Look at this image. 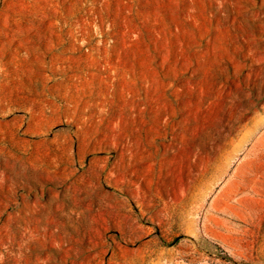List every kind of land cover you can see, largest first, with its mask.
Segmentation results:
<instances>
[{
	"label": "rangeland",
	"instance_id": "374dc122",
	"mask_svg": "<svg viewBox=\"0 0 264 264\" xmlns=\"http://www.w3.org/2000/svg\"><path fill=\"white\" fill-rule=\"evenodd\" d=\"M0 264H264V0H0Z\"/></svg>",
	"mask_w": 264,
	"mask_h": 264
}]
</instances>
